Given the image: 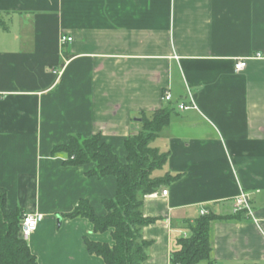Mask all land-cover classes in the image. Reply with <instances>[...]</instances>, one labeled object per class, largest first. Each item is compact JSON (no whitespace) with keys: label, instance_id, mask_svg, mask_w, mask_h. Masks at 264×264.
<instances>
[{"label":"crops","instance_id":"obj_1","mask_svg":"<svg viewBox=\"0 0 264 264\" xmlns=\"http://www.w3.org/2000/svg\"><path fill=\"white\" fill-rule=\"evenodd\" d=\"M0 14V187L7 207L44 215L25 239L39 264H104L83 238L111 243L62 215L80 199L104 214L116 178L53 147L99 134L124 162L141 114L161 108L157 176L179 175L142 198L156 220L141 264H170L200 210L232 215L241 190L253 215L210 222V260L264 264V0H0Z\"/></svg>","mask_w":264,"mask_h":264},{"label":"trees","instance_id":"obj_2","mask_svg":"<svg viewBox=\"0 0 264 264\" xmlns=\"http://www.w3.org/2000/svg\"><path fill=\"white\" fill-rule=\"evenodd\" d=\"M0 25L3 20L0 14ZM173 108H161L150 114L142 113L140 129L124 141L126 159L122 162L111 145L99 134L89 138L69 135L63 144L55 145L53 153L63 152L68 165L94 163L88 171L97 178L113 175L116 191L113 198L103 199L104 214H98L87 199H80L75 207L64 213L67 218H85L94 233L109 231L111 243L94 241L87 236L83 242L89 254L99 256L104 264H141L148 257L150 241L143 238L141 228L156 219L143 216L142 198L158 191L179 174L153 176L167 162L168 153L151 146V141L167 124ZM24 213L21 208H9L5 189L0 187V264H39L19 232ZM241 214L199 215L190 225V234L177 239L178 249L170 254V264H197L210 260L209 227L213 219L239 218ZM258 264V263H251Z\"/></svg>","mask_w":264,"mask_h":264},{"label":"built area","instance_id":"obj_3","mask_svg":"<svg viewBox=\"0 0 264 264\" xmlns=\"http://www.w3.org/2000/svg\"><path fill=\"white\" fill-rule=\"evenodd\" d=\"M72 40L71 36H67L64 34H61L59 37V41L61 42V44H64L66 42H70ZM246 64V61L244 59H239L236 61V63L234 64V68L235 70H241L242 68H244ZM171 95L168 92H165L163 94V99L168 101L170 100ZM178 109L179 110H183V109H188L191 106L180 102L178 104ZM167 192L166 189H163L161 191L162 195H165ZM233 214H240V213H246L249 215H253L252 213V207H251V203H250V196L244 192V191H240L233 199ZM207 213V210L205 209H201L200 210V215H204ZM44 215L40 212H25L19 222V232L20 235L22 236V238L26 239L32 232H34L39 223L43 220Z\"/></svg>","mask_w":264,"mask_h":264},{"label":"rangeland","instance_id":"obj_4","mask_svg":"<svg viewBox=\"0 0 264 264\" xmlns=\"http://www.w3.org/2000/svg\"><path fill=\"white\" fill-rule=\"evenodd\" d=\"M159 172H160V170H154L152 172V175L157 176V175H159ZM197 264H207V263H206V260H202V261H199Z\"/></svg>","mask_w":264,"mask_h":264}]
</instances>
